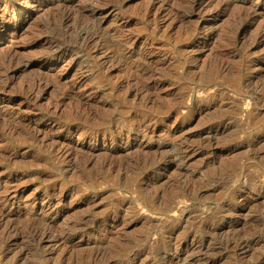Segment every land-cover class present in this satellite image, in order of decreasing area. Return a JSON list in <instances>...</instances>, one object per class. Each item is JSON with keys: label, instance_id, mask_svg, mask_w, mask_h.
<instances>
[{"label": "rangeland", "instance_id": "374dc122", "mask_svg": "<svg viewBox=\"0 0 264 264\" xmlns=\"http://www.w3.org/2000/svg\"><path fill=\"white\" fill-rule=\"evenodd\" d=\"M53 1H76L78 27L49 0H0V67L35 62L0 81V264H264V0L190 17L112 0L82 23L96 0Z\"/></svg>", "mask_w": 264, "mask_h": 264}, {"label": "bare ground", "instance_id": "6f19581e", "mask_svg": "<svg viewBox=\"0 0 264 264\" xmlns=\"http://www.w3.org/2000/svg\"><path fill=\"white\" fill-rule=\"evenodd\" d=\"M7 1V0H6ZM43 1V0H42ZM97 2H90V3H86L83 7H81L80 9H76L78 10L76 12L77 14V17L74 19V21L76 20V22H81L82 23V20L83 19H86L88 18V16H95L97 15L98 13H101L103 11H105L106 9H108L111 5V1L112 0H96ZM183 1V0H182ZM185 1V0H184ZM36 2V1H35ZM39 2V1H38ZM115 2V1H113ZM7 3V2H5ZM34 3V2H33ZM32 3V5H33ZM76 3V1H71L70 2V5L71 6H66V5H62V2L61 4H59L60 6V9H59V16L60 18H58L60 20V26H63V25H66L68 24L72 18H74L73 16L75 14L71 13L70 12V9H73L72 7L74 6V4ZM183 3V2H182ZM56 4V5H55ZM187 5L186 7L189 8V11L186 12L185 16L186 17H190L195 11L198 10V7L202 6V1L201 0H187L186 3H184V5ZM29 4V2L27 3V6L26 8H30V6H32ZM17 6V4H16ZM54 6H57V2L53 1V0H49V2L47 3V5L44 7V9H47V11H53V7ZM25 7V6H24ZM58 7V6H57ZM58 7V8H59ZM80 7V6H79ZM32 8V7H31ZM186 8V9H187ZM11 9V8H10ZM25 9V8H23ZM55 9V8H54ZM75 9V8H74ZM6 10H7V5H6ZM57 10V9H56ZM188 10V9H187ZM44 11V10H43ZM73 12V10H72ZM58 15V14H57ZM57 17H55L56 19ZM51 20V19H50ZM48 21L50 23H52L51 21ZM57 20V19H56ZM58 20V22H59ZM73 20V19H72ZM84 21V20H83ZM21 20H19L17 23H20ZM56 22V21H55ZM71 21V25L73 24L75 26V24L77 25V23ZM49 23V24H50ZM75 23V24H74ZM54 24V23H53ZM85 24V23H84ZM84 24H82L81 26H83ZM48 25V24H47ZM56 25V24H55ZM70 25V24H69ZM70 25V26H71ZM72 25V26H73ZM46 26V25H45ZM49 26V25H48ZM54 25H52L51 27H53ZM58 26V27H60ZM7 27V26H6ZM50 27V26H49ZM55 27V26H54ZM64 27V26H63ZM78 27V25L76 26ZM80 27V26H79ZM84 27V26H83ZM82 27V28H83ZM87 28H83L82 29V35L80 37H82V43H84L85 45L87 46H92V45H95L97 44L100 39H101V36L99 34H97L96 32H93L92 30H89L90 29V26H85ZM81 28V27H80ZM5 29V26L4 24L0 23V30H3ZM76 29V28H75ZM78 30H81V29H78ZM95 30V29H94ZM264 32V31H263ZM262 32V33H263ZM80 35V34H79ZM81 39V38H80ZM80 41V40H79ZM38 43H42V42H49V43H53L50 41V39H47V38H43V39H40L37 41ZM57 43V42H56ZM113 43V44H112ZM110 45V49L113 48V45H114V41L111 40V43H109ZM52 46V45H51ZM99 46V45H98ZM54 47V45H53ZM95 49V48H94ZM109 49V50H110ZM54 50V49H52ZM48 51L50 53H47L45 54L44 56H42V60L44 61H47V62H56L57 60H59V58H62L64 57L65 53L61 52V51H57V50H54V51ZM92 50V49H91ZM108 50V49H107ZM101 50L98 49L96 50V54H98ZM105 59L109 60L110 62V59H111V55H108L106 57H104ZM143 62V61H142ZM15 63V59L12 57V54H8L7 56L4 57V63L2 64V67H0V81H2L4 78L8 79V78H13L16 74H18L19 72H25L27 70H30V69H34V66H35V62L33 60H30V61H20L17 68H13V64ZM18 63V62H17ZM16 64V63H15ZM99 65V64H97ZM4 76V77H2ZM142 78V77H141ZM42 81V80H41ZM42 83V82H41ZM46 83V82H45ZM49 85V84H48ZM47 85V86H48ZM43 87V86H42ZM41 85H40V82L38 80H35V79H32L31 82H30V85H29V89H27L26 91L31 95V97H34L36 100L37 99H41L43 97V91H44V88H42ZM28 95V94H27ZM34 99V100H35ZM42 120V119H41ZM89 122V121H88ZM82 119H78L77 122H76V126L77 127H84L82 124ZM33 128L34 130L37 131V133H40V134H43V129H41L40 127V124H33ZM85 129V128H84ZM83 130V129H82ZM90 132L86 131V134H89ZM96 133V132H95ZM92 136L96 137L97 135H95L94 133H90ZM105 136V135H104ZM53 137H51L50 139H52ZM171 158V157H170ZM174 161V160H173ZM187 200V199H186ZM155 211V210H154ZM157 211V210H156ZM164 211V210H163ZM171 211V210H170ZM166 212V211H165ZM46 227V225H45ZM36 230V229H35ZM33 232V231H32ZM36 232V231H35ZM41 236L43 235V237H47L50 233V231L48 230H44L41 232ZM39 232L37 231L36 235L39 234ZM34 233V232H33ZM42 237V238H43ZM246 244V243H245ZM185 250V249H184ZM203 253V251H200ZM199 253V252H197ZM200 254V253H199ZM208 263V262H206ZM205 264V263H204Z\"/></svg>", "mask_w": 264, "mask_h": 264}]
</instances>
